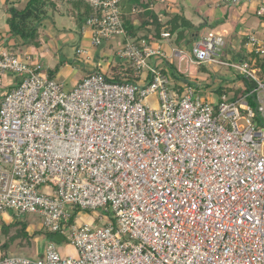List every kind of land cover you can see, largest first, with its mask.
I'll use <instances>...</instances> for the list:
<instances>
[{"label": "built area", "instance_id": "2783aa9c", "mask_svg": "<svg viewBox=\"0 0 264 264\" xmlns=\"http://www.w3.org/2000/svg\"><path fill=\"white\" fill-rule=\"evenodd\" d=\"M82 1L92 14L81 33L96 47L119 36L137 80L93 68L67 88L34 53L0 50V215L37 214L76 251L46 241L37 258L0 264H264V0H247L263 30L240 60L215 31L166 54L163 40L128 37L121 0ZM152 58L227 67L243 93L217 87L202 101L180 69L178 84ZM83 211L96 218L75 224Z\"/></svg>", "mask_w": 264, "mask_h": 264}, {"label": "rangeland", "instance_id": "374dc122", "mask_svg": "<svg viewBox=\"0 0 264 264\" xmlns=\"http://www.w3.org/2000/svg\"><path fill=\"white\" fill-rule=\"evenodd\" d=\"M246 3V4H245ZM196 4V3H195ZM219 4V3H218ZM250 3L245 0L238 6H226L224 4L222 8L227 11L230 15V20L228 21V25L225 26V30L227 32L235 33V35L240 36V33L243 32V37L247 38L248 32L254 29L258 33H260L261 30H263L262 26V20L259 19L256 15L253 16L250 13H246L247 9H251L252 5H249ZM244 5V6H242ZM62 7H67V5H62ZM240 7V8H239ZM223 9V10H224ZM239 9H241V14L239 12ZM212 12L216 11L212 8H209ZM235 10V11H234ZM245 13V14H244ZM244 14V15H243ZM51 15V14H50ZM49 15V16H50ZM245 17L243 19L241 17ZM246 15V16H245ZM54 17L52 20L54 21L57 28L61 29L62 27H65L68 31L72 29V34H74L75 40L73 41H66L63 43L62 48L55 49L51 51L49 49L47 55V61L46 65L50 66V64L57 63L59 65V70L62 72L61 75L57 77L58 82L62 83L65 78L68 77V74H73L76 79H83L87 76V73L84 65H87L89 67H95V69L99 70L103 74H105L109 79H116L115 81L122 82L123 79H121L120 76L126 75L127 78H131V75L128 72L127 68L129 64L124 61L120 56H118V51L121 47V43L119 42V36H110V38L106 36H101V39L105 41V44H102L100 46H93L90 45V38L89 35H91V31L87 29L85 34L83 36H79V21L76 19H72L71 16H68L65 14L64 19H60V17L57 14L51 15ZM212 20H209L210 22ZM261 21V23H260ZM201 34H207L209 32V29L205 26H202ZM226 32V33H227ZM247 32V33H246ZM256 34L258 35V33ZM246 33V34H245ZM245 34V35H244ZM255 34V35H256ZM239 39H242L241 49L242 50H249L250 47L247 46V43L243 40L242 37H239ZM54 46V45H53ZM171 46L173 49H181L184 48L181 46V43H172ZM85 49L88 51L89 55L88 57L82 55H79L76 53L77 48ZM169 47V46H168ZM192 47V44H191ZM22 47H19L18 49H14V47L9 48L8 50L12 52L13 50L19 51ZM102 48L99 54V65L95 64L93 61V54H97V50ZM169 49V48H168ZM94 50V51H93ZM167 52V50H164ZM167 53H170L169 51ZM63 57L67 58V63H60L61 59ZM231 60V59H229ZM148 64L151 66H156L159 70H165L168 73L172 74L176 79V82L178 84L182 83V79L180 73L177 72V69H180V72L184 74V79L188 81L190 86L194 88L196 91H198V94L201 96L202 101H205L209 98L210 90L214 88H220V93H225L228 97H233V95L238 96L239 94L243 93L242 86H241V79L238 78V76L232 72L231 69L224 67V66H218V65H208V64H202V65H195V64H188V66L185 65V63L178 64L177 59H163V61H160L158 59H150L148 60ZM173 69L176 70V72H173ZM127 70V71H126ZM71 71V72H70ZM70 72V73H68ZM114 72V73H113ZM133 73V72H131ZM56 80V79H55ZM63 80V81H62ZM184 88V86H182ZM218 98L213 100V102H218ZM149 104L154 106V97H151L148 100ZM42 188L40 189V191ZM15 212L11 211L7 214L0 215V242H3L6 238L3 236V230H1L4 223L9 224L13 220L16 219L17 215L15 216ZM22 216V218H21ZM18 216L28 225L27 228V234L33 235L35 232H38L39 230L42 232H47L42 228V219L37 214H27V215H21ZM6 217V218H5ZM9 218L11 221H7L6 219ZM77 220L74 222L77 225H81L83 222L92 220L96 218V215L90 212H78L77 214ZM5 231L8 232V235L11 234L14 235V228L12 226L11 229L4 227ZM2 231V232H1ZM3 235V236H2ZM39 239H42V241H47V236L43 235H37ZM50 242L54 243V245L57 247L58 252L61 256L64 257H75L76 251L74 248H72L69 245H64V247L61 246V241L64 240L59 235H51L48 236ZM5 238V239H4ZM26 240H15L14 243L7 249L1 248L0 249V258H10L14 256H22V257H30V258H37L42 254V249H39L35 246L36 243L34 242V245L31 246H25Z\"/></svg>", "mask_w": 264, "mask_h": 264}, {"label": "crops", "instance_id": "0c3cea01", "mask_svg": "<svg viewBox=\"0 0 264 264\" xmlns=\"http://www.w3.org/2000/svg\"><path fill=\"white\" fill-rule=\"evenodd\" d=\"M27 1L28 0H0V50H3V49L8 50L11 47H14V49L19 48L18 44L16 46H13L14 43L10 41V36L8 33L9 29L6 24V19L8 17L7 8L12 5H14L15 7L22 8ZM49 1L53 3V6H51L48 9L47 18L43 20L42 27L41 29L38 30V39H37L38 45L37 46H26V47H22L19 51L17 50L12 51L16 53L20 52L21 54L25 52L34 53L36 57L39 59L44 69L47 71L48 75L51 74V71L57 68V66H58V70L60 68L59 65L54 62L50 64V66H48V64L46 65L45 61H47V57H48L47 53L49 49L53 51L55 49L62 48L63 43H65L66 41H72L73 39L75 40L74 34H72V29L68 31L65 27H62L61 29L57 28L54 21L52 20L54 17H52L51 15L57 14L60 17V19L63 20L65 14H67L68 16H71L72 19L76 20L77 13H78L76 8H74L73 4L70 3L69 0H49ZM152 1H153V4L151 5L150 9H153L158 13L159 21H164L165 19H167V15L166 16L164 15L165 12L164 13L161 12L165 10L169 13L168 16L178 13V15H182L186 21H189L191 23V28H189L188 30H185L184 37L182 38L181 41H179V43H181V46L184 47L185 49H189L191 47V44H193L194 39H196L198 34H201V31H203L201 30L203 29L201 27L205 26L206 29L207 28L209 29V32L215 31V32H220L224 35L225 40H226V56L228 57V59L240 60L244 56L246 57L249 56L247 51L241 49L242 39H239V37H242L246 43H247V38H245V36L243 37V32H241L239 36V33L238 35H235V33H232L229 31L227 32V30H225L224 27L228 25V21L230 20V15L226 13L227 11H225L224 8H222L223 5L218 4L215 0H152ZM62 5H67V7L64 8L62 7ZM251 5H252V8L250 10L247 9L246 13L248 14L250 13L251 15L255 16L253 4ZM121 6L123 7L126 5L122 2ZM209 8L214 9L216 13L209 10ZM122 12H124V8L122 9ZM239 12L241 14V9H239ZM123 15L126 17H130L131 23H133V28L135 30H140L139 19H137L130 12H124ZM243 15H241V17L245 19ZM209 20H212V21L208 22ZM82 27L79 28V31H80L79 36L80 35L83 36L86 33V32L84 34L81 33ZM151 29H154V27H152ZM179 31H181L180 26L178 27L177 32ZM140 32L145 33L142 30H140ZM256 32L257 31L252 29L248 33H256ZM88 35L90 38V45H91V35L90 34ZM175 37H176V34H173L172 37L170 36V39L168 40L163 39L161 44L164 47V50H167V52L168 51L171 52V49H173L171 44L176 42ZM101 50L102 48L97 50L98 51L97 54H93V58H94L93 61H95L94 63L97 64V66L99 65V54ZM88 51L89 50L87 51L85 50V54L83 55L88 57L89 56L87 55ZM167 52L166 54H169ZM67 61L68 59L63 57L60 63H67ZM84 68L86 72H88L89 70L95 67H89L87 65H84ZM61 73L62 72L59 70V72L55 74L54 79L57 80V77L61 75ZM73 74L71 73L68 74V77L65 78L64 81L62 80L63 81L62 84L65 87L72 88L73 86H75L77 83H79L82 80L79 78L76 79V77ZM10 81H16V80H13L12 77L8 75L4 77V82L6 84L10 83ZM6 220L10 221L9 218H7ZM33 241L36 243L35 246L38 248V250L42 249L43 251L44 245L46 243L45 240L43 242L42 239H39L38 237H36L34 238ZM61 246L64 247V244L62 241H61Z\"/></svg>", "mask_w": 264, "mask_h": 264}, {"label": "trees", "instance_id": "16d2710c", "mask_svg": "<svg viewBox=\"0 0 264 264\" xmlns=\"http://www.w3.org/2000/svg\"><path fill=\"white\" fill-rule=\"evenodd\" d=\"M69 1L73 4L74 8H76L78 12L77 20L79 21V28H81L86 19L92 14V8L82 0ZM122 2L126 6H121V11L124 8V12H130L137 19H139V28L145 32L141 33L140 30H135L133 28V23H131L130 17L123 15V27L127 32L128 37L132 39V41L145 38L148 41L152 39L162 41L163 38L161 37V33L168 32L171 37L173 34H176L177 38L175 37V41L178 43L184 37L185 30L191 28V23L186 21L182 15H178V13H176L174 15L168 16L169 13L165 10L161 12H165L164 15H167V19L164 21H159L158 13L155 10L150 9L151 5L153 4L152 0H121V3ZM51 6H53V3L49 0H28L22 8L15 7L14 5L7 8L8 17L6 19V24L9 29L8 33L10 36V41L14 43L13 46H16L17 44L19 47L38 45V30L41 29L43 20L47 18L48 9ZM124 12H122V14ZM179 26L181 27V31L177 32ZM152 27H154V29H151ZM121 41L124 42V39H121ZM19 54L21 53L19 52ZM58 72L59 70L57 66V68L51 71V74L48 75L49 78L54 79L55 74ZM131 72L132 71L130 70L127 72L131 75L130 79L127 78L126 75L120 76L121 79H123L122 82H135L137 80V77ZM163 72H165V70H163ZM173 72L175 73L176 70L173 69ZM220 91L221 89L218 88L216 93H220ZM16 217V219L11 218L13 220L11 223H4L2 226L1 230H3V234L6 235L2 236L6 239L4 238L5 240L0 242V249L9 248L17 239L21 241L26 240L25 246H31L34 245L33 240L37 235L39 236L44 234L47 236V241L49 240L48 236L56 235L39 230L30 236L27 234L28 225L23 221V219H21L22 216L21 218L18 216ZM12 226L14 228L13 236L11 234L8 235V232H6L4 229V227L11 229Z\"/></svg>", "mask_w": 264, "mask_h": 264}]
</instances>
